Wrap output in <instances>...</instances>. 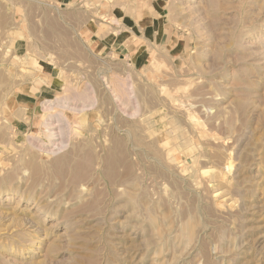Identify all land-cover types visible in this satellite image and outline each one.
<instances>
[{"label":"rangeland","instance_id":"rangeland-1","mask_svg":"<svg viewBox=\"0 0 264 264\" xmlns=\"http://www.w3.org/2000/svg\"><path fill=\"white\" fill-rule=\"evenodd\" d=\"M144 1L0 0V264H264V0H168L176 48L131 60L82 46Z\"/></svg>","mask_w":264,"mask_h":264},{"label":"crops","instance_id":"crops-1","mask_svg":"<svg viewBox=\"0 0 264 264\" xmlns=\"http://www.w3.org/2000/svg\"><path fill=\"white\" fill-rule=\"evenodd\" d=\"M52 2L66 7L72 3V0H52ZM167 4L168 0H145L141 6L126 5V8L121 9L118 14L108 12L105 16L108 21L97 16L90 17L89 13L88 18L83 20L79 27L76 23L72 26L80 31L82 46L89 54L94 53L99 57L113 54L131 60L147 44L157 43L163 48H176L178 40L175 39V33L172 30L170 32L165 17ZM101 8L108 9L107 6ZM85 13L87 12L83 11V15ZM16 42L25 43L21 40ZM48 76L46 74L44 79ZM23 85L25 87L14 91L15 93L6 101L10 124L15 129L23 126L31 129L40 104L38 94L32 89V81L28 79Z\"/></svg>","mask_w":264,"mask_h":264},{"label":"bare ground","instance_id":"bare-ground-1","mask_svg":"<svg viewBox=\"0 0 264 264\" xmlns=\"http://www.w3.org/2000/svg\"><path fill=\"white\" fill-rule=\"evenodd\" d=\"M121 86L123 87L124 85L123 84H121ZM125 90V89H124ZM127 92V91H126ZM77 93V92H76ZM84 96H86V95H84ZM76 97V95L74 96V98ZM126 97V96H125ZM65 98V97H64ZM88 100V99H87ZM127 101H128V98H127ZM62 103V102H61ZM52 106H53V104H51ZM54 107V106H53ZM53 107H50L49 106V108H48V110H52L53 109ZM56 107H57V105H56ZM58 107H61V108H66L67 106H65V105H58ZM67 109V108H66ZM73 109V108H72ZM75 109V108H74ZM75 111V110H74ZM63 116V118H64V115L61 113V117ZM60 117V118H61ZM64 121H65V119H64ZM44 125L46 126V129H47V134H48V137H52L53 136V134H54V132H52L51 130L52 129H54L53 127L52 128H50V126H51V123H48V118H45L44 119ZM69 129V128H68ZM157 144V143H156ZM173 152V151H172ZM159 155V154H158ZM165 155V154H164ZM161 156V155H160ZM162 158V157H161ZM166 158V157H165ZM180 158V157H179ZM164 160V159H163ZM177 160V159H176ZM175 161V160H174ZM178 161V160H177ZM176 161V162H177ZM190 161V160H189ZM165 162V161H164ZM182 162V161H181ZM186 162H187V160H186ZM198 162V161H197ZM183 163V162H182ZM180 164V163H179ZM173 165V164H172ZM181 165V164H180ZM197 166V165H196ZM185 169V168H184ZM154 220V219H153ZM193 226V225H192ZM192 230V229H191ZM194 231V230H193ZM191 233H193V232H191ZM189 236V235H188ZM190 237V236H189ZM192 239H193V237H192Z\"/></svg>","mask_w":264,"mask_h":264}]
</instances>
